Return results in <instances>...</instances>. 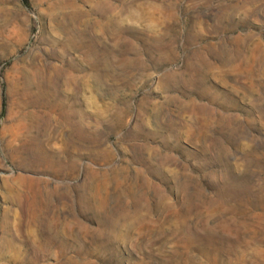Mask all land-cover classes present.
Returning a JSON list of instances; mask_svg holds the SVG:
<instances>
[{
	"label": "rangeland",
	"instance_id": "374dc122",
	"mask_svg": "<svg viewBox=\"0 0 264 264\" xmlns=\"http://www.w3.org/2000/svg\"><path fill=\"white\" fill-rule=\"evenodd\" d=\"M0 0V264H264V0Z\"/></svg>",
	"mask_w": 264,
	"mask_h": 264
},
{
	"label": "trees",
	"instance_id": "16d2710c",
	"mask_svg": "<svg viewBox=\"0 0 264 264\" xmlns=\"http://www.w3.org/2000/svg\"><path fill=\"white\" fill-rule=\"evenodd\" d=\"M21 3L23 4L24 7L28 8L29 7V3L28 0H20Z\"/></svg>",
	"mask_w": 264,
	"mask_h": 264
}]
</instances>
